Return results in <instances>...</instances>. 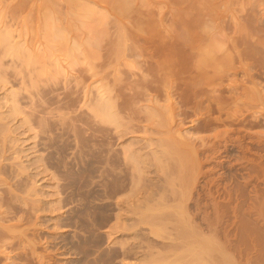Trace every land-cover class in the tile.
<instances>
[{
    "label": "bare ground",
    "instance_id": "obj_1",
    "mask_svg": "<svg viewBox=\"0 0 264 264\" xmlns=\"http://www.w3.org/2000/svg\"><path fill=\"white\" fill-rule=\"evenodd\" d=\"M21 1L23 2V0ZM26 1H28L27 3L32 1V5L23 2L25 4L22 7L21 4L23 3L21 2L19 9L22 12L25 11L23 9L25 6L27 8L30 6V12L27 11L28 15H24V17L31 15L30 19L36 17L39 18V21H43V23L39 22V25L40 23L41 26L43 24V28L36 26L38 30L41 27V32L45 31L43 32L44 35L39 33L43 38L48 34L46 32L50 30L48 27L53 25V28L51 27L52 31H50L53 32L54 37H51V39L60 43L58 42L57 50L56 48L52 49L54 42L49 44L48 40L49 42L51 40L50 37L47 39V36L46 41L44 40L45 43L39 41L41 46L43 44V49L42 47H35V49L33 45V48L30 47L33 42L31 40L28 42L22 40L25 43L27 42L28 45L30 44L26 47V44L20 42V40L14 42L12 32L14 29L11 30L10 27L13 26V21L17 22L19 16L21 17L19 15L17 18V11H15L19 4L14 3L16 5L15 9H12L13 6L11 7L9 4L7 6L11 9L0 6V26L2 27H0V264H30L31 261L39 264L44 261L45 257L50 256L45 254L46 251L43 253L38 251L36 238L39 235L36 233L35 227H32L35 223L34 220L37 218L38 213L41 214V211H58L59 213L55 219L58 227L62 229L55 238L57 242L51 246L52 251L61 250L62 253L72 256L77 262L93 259L88 264H96L95 261L98 259L99 253L101 254V249L98 245L93 244L91 246L87 240L96 242L100 237L99 222L105 213L104 208L106 210L111 207L118 208V206L126 204L128 212L139 214L143 206L141 199L146 202L144 214L141 216L139 214L137 220L155 226L143 230L147 231L146 229H148L149 232L156 230V236L160 237L163 242L162 244L158 242L160 245L183 250L180 251L183 254L178 252L183 258L179 257L180 260L171 259L172 263L175 261L174 264H264V257L262 258L264 255V250H262L264 246V193L262 192L264 191L260 187H256V185L258 186L257 183H260L254 182L256 178L255 180L251 179L252 175L253 177L257 175L258 178L259 174H264L263 161H260L262 154L258 151L255 152L261 156L253 154L250 148H256V146L251 147L252 144L245 146V143L242 142L249 138L248 142H244H255L259 145L260 150L264 148V141L262 142V138L260 139L262 135L260 132L259 135L256 132L258 130H255L256 133L254 132L258 136H255L254 141L250 140V137H253L249 135L251 133L249 131L254 130L252 128L257 125L256 123L260 117L263 120L264 117L261 115L263 113L258 111L260 109L258 104H255L254 107H258L257 111L261 113H259L261 116L255 112L257 117L254 114L255 121H253L256 123L251 124L253 127L247 128L246 125H243V121L250 124L248 121H251L254 117L250 115L251 119H248L251 110L248 116L244 112V105L246 104L243 102L244 98L246 100V97H244L245 91L250 89L247 88L246 83H243L244 81H241L242 79L237 78L241 71L237 73L236 78H228L230 74L232 76V72L229 73L228 71L231 68H233V71L235 70L233 73L236 74V71L244 69L238 68L244 67V65L247 68L249 66L244 59L249 60L248 56L245 57L248 47L243 43L247 48H241L243 40H240L239 37L236 40L232 35V37L218 38L214 35L191 34L184 38V41L182 39L181 42L180 39L178 40L180 44L183 45L184 43L185 46H183L186 47L183 51L181 50L183 48L180 49L178 43L175 42V38L167 39L160 35L159 37H153L155 36L153 35L149 38L144 37V41V38L140 39V42L141 40L145 42V45L142 44L143 46H137L138 43L140 45L139 41L136 46L134 43L135 47L132 45L134 49H130L134 53L132 54V51L131 54H128L130 50L126 48H129L133 39L130 40L131 44L126 47V43L129 44L128 37L114 36V34L110 36L107 35V31H103L107 32L106 34L103 33L102 29L100 33L95 32V36L94 33L89 36L91 31L87 35L88 31L86 28L85 31L84 27L87 25L94 26L96 23L101 24L104 21L107 27V19H113L114 22L119 19L120 14L130 16L138 6L144 5L146 0H41L39 2L41 5L46 1L49 3V5L47 4L49 7L45 4L40 5L41 7L45 5L44 8L47 7L45 11L40 6H36L37 0ZM34 1L37 2L34 3L38 7L37 9L33 6ZM156 1L162 2L161 0ZM176 1L180 9L179 12H175H178L179 17H186L187 21L192 22L194 26L203 25L209 21L210 18L207 16L209 15L210 0ZM149 2H152L150 4H157L155 0H148ZM233 2L234 0L230 2V6ZM59 5L60 7L63 6V9L60 8L61 11L57 8ZM34 7L38 11H35L37 15L33 12ZM131 7L134 8L133 11H131ZM101 9L105 11L103 12ZM185 9H187V13H184L186 12ZM181 10L184 12L182 13ZM138 11L132 16L136 17L139 14ZM22 12H19V14ZM144 13L149 16L151 11L147 10ZM175 14L172 13L174 19L177 16ZM233 14L232 16L235 19V14ZM60 16H63L65 20ZM149 17L153 16L150 15ZM23 18L20 19L23 21ZM55 18L58 20L57 22L66 21L67 26L70 22L69 27L72 32H74L73 29L77 32L81 30V33L84 30L85 36L83 38L81 36L82 39H79V35L76 34L74 38L73 34L70 33L73 38L71 39L69 36V40H72V42L70 41L69 44L67 42V45L64 42V40L66 41L64 36L67 33L69 34V27H63L67 32L62 35L59 30L62 28V23H60V27L54 25ZM32 19L29 22L31 21L33 24L34 19ZM100 24L99 27L102 26ZM90 28V30L93 29ZM35 33L37 34V32ZM67 37L68 35H66ZM237 41L240 42L241 46ZM257 43L262 45V40ZM249 54L247 52V55ZM134 55L140 56L142 60H137L136 56V59H133ZM129 56L133 57L132 60L127 58ZM235 58L240 66L236 65ZM226 60H228V62H225V66H228L227 69L222 64ZM64 61L67 64H64ZM187 62L190 65L189 63L186 64ZM243 62L244 65H242ZM231 64L233 66H230ZM68 68L71 69L69 72L67 71ZM181 70L183 72L180 73ZM248 71L246 74L251 73V71ZM179 73L180 76L178 77ZM182 73H185L186 76ZM180 77L185 78L184 84L181 82L182 80L179 81ZM226 77L227 80L231 79L229 85L235 79L236 81L239 80L242 85L237 82L239 86L238 88L237 85L235 86L236 91H231L232 88L229 87L230 93L226 91L228 83H225L226 80L223 82ZM176 78L184 86L187 82L188 85L191 83V87L186 85L189 88H192L193 81L196 83L202 81L201 87L203 84L205 86L207 84L208 86L215 85V88H217L216 85L220 88L221 84L225 83L223 85L226 86L227 84L225 89L226 93L228 92L227 95L224 90L223 93L220 91L222 88L216 90L211 87L216 90V93L219 90L222 95L225 93L226 96H231L230 99L232 100L236 96L232 97V92H238L239 95L236 96L235 102L230 100L235 105L231 103L229 105L228 103V109L224 104V106H221L219 102L216 108H223L216 109L218 113L214 114V116L217 114L215 118L213 116L216 111L215 102L213 103L214 109L212 107L213 111L210 110L211 106L208 105V110L212 111L211 115L209 114L211 112H206L207 99V101L205 99L200 100L201 103L203 100L207 102L205 104L204 101L203 105L205 106L203 109V105L200 106V111L196 110L195 112V109L199 107L196 105L199 101L192 104L193 106H191L194 107V112L198 116L196 117L198 123H200L197 124L194 121L198 125L196 130L201 131L200 128H202V131L210 132L207 135V132H203L205 135H201V131L199 135L195 133V136H191V138H184L178 132L181 123L178 122L177 118L180 115L183 116L182 114L185 116L187 108L190 107L189 105L185 108V105L186 110L182 108L184 103L187 104L188 98L185 92L189 88L186 89L185 87V91L181 90L182 88L178 86L179 82L176 83L178 87L175 86ZM230 82L232 83L230 84ZM233 84L235 85V83ZM232 85L231 87H233ZM225 86L221 87L225 88ZM179 87L181 89L178 90ZM235 88L233 87V89ZM252 90L248 92L252 93ZM203 91L205 90L203 89ZM206 91L205 93H207ZM248 92L247 94L250 95ZM253 94L252 97L255 96V99L256 96H259V93L258 95L257 93ZM210 95L212 97V94ZM219 96L218 100L224 101L226 96L223 99L221 95ZM178 97L187 100L183 102ZM214 99L215 97L213 101ZM248 100L251 102V99ZM227 101L225 100L224 103L227 104ZM258 101L256 100V102ZM232 105L236 106L233 110L235 119L231 118L233 121H230L228 118L231 116V107L229 106ZM224 107L227 111L222 112ZM248 107L251 108L250 104ZM256 108H254V111ZM204 109H206L205 112L209 116H203V118L207 117L203 120L200 116L203 115ZM198 112L201 113L200 116ZM258 115L260 117L257 120ZM184 116L180 117L182 121L185 119ZM208 117L211 119L209 120ZM263 120L261 119V121ZM225 124H228L227 127L233 125L235 128L224 129L222 125ZM242 126L245 129H251L247 132L245 129L243 130ZM147 131L150 138L135 140L134 134ZM211 132L213 133L211 134ZM247 136L248 138H246ZM103 140L108 142L106 143L107 146L110 144L107 151L111 154V157L116 155L120 161L122 170L125 172L124 178L119 177L114 168H107V165L101 166L97 161L93 162L91 160V157L96 154L99 155L101 145L103 147L101 143ZM116 140L119 144L114 149V147L112 148V142ZM244 146L245 149L250 146L248 152L252 153V158L244 150ZM147 147H154V151L160 153L158 158L160 163H157L156 166L158 167L157 170L165 175V183L160 186L157 195L152 192L151 184L142 181L140 178L141 164L144 161L141 151ZM231 148H235V150L239 148L238 151L236 150L237 153L241 149L247 152H245V155L244 151L241 150L240 152L243 154H238V156L240 154L241 156L245 155L242 158L239 156V159L243 160H237L236 162V159H234L236 163L239 162L237 167L240 165L241 171L242 167H245V171L242 172L248 173L245 174L246 176L244 175L246 179L250 178L251 181L254 180L252 182L256 183L254 194L250 195V200L248 199L249 202L247 199H243L244 196L241 198L240 194L236 199L238 192H235V196H231L232 193H230L231 199L236 200L233 207H230L232 200L229 203L230 198L227 196L229 192L226 191L228 189L226 185L222 186V188H225L223 191L226 194L220 193L222 195L220 196L222 198L225 196L228 201L225 198V201L223 199L221 201V197L219 198V185L216 187L218 192H215V188L213 189L214 192L211 190L213 188L212 184L215 186L217 175H220L218 174L220 172L216 173L217 175H212V171L220 168L221 162L229 157L227 153ZM247 154L250 155V159H248ZM256 155L257 157L260 156L259 159L251 160ZM220 158L223 160H220ZM212 161L213 163L216 162L214 165L219 166L218 169H215L213 165L211 167ZM205 162L206 164L211 163L206 166L204 164L207 170L203 166ZM233 162L232 159L230 163ZM235 162L232 164L233 167H236L234 166V164L236 165ZM240 162L243 164L242 167ZM225 163H223V166L225 165L226 170ZM230 163L227 164L228 168L232 167ZM222 171L225 172L224 169ZM251 171L256 173H254L255 176ZM222 174L224 175V173ZM209 175H212L213 181L210 180L211 177L208 179ZM247 175H249L248 178ZM220 176L218 178H221ZM200 178H207L205 180L208 181L199 182ZM261 179L258 178L262 182L263 176ZM40 180L45 184L47 183L45 186L48 189L45 190L46 193L44 194L37 188L41 186L38 184ZM217 181V183H220L219 180ZM248 182L245 183L248 184ZM81 187L82 193L79 191ZM199 187L200 189H198ZM214 193L218 196L215 197ZM42 198L43 200L46 198V200L43 201ZM244 202H246L245 205ZM247 203L249 204L246 205ZM115 217L118 218L117 213H115ZM52 219L54 220V218ZM118 226L119 223L115 222L110 228L116 229ZM162 229H166L164 230L165 235L167 231L168 236L160 235L163 232ZM233 229H235V233H240L239 235L234 233L238 237L236 239L233 236L234 240L236 239L235 242L231 238ZM157 230L160 234L157 233ZM250 232H253V240L256 239V241L251 244L252 246L247 247L248 251L247 248H244L243 243V247L239 246H241V241H248L246 239L247 236L251 235ZM252 235L250 238H252ZM89 236L90 238L87 239ZM258 241L261 242L260 245L256 244ZM247 243L245 245L249 246L250 242ZM113 244L114 251L126 257L130 254L146 252V248L151 243L147 237H143L137 244H129L126 241L121 242L119 246L116 241ZM21 253L26 257L27 262H29L28 259L31 261L29 263L22 262L19 258Z\"/></svg>",
    "mask_w": 264,
    "mask_h": 264
},
{
    "label": "rangeland",
    "instance_id": "obj_2",
    "mask_svg": "<svg viewBox=\"0 0 264 264\" xmlns=\"http://www.w3.org/2000/svg\"><path fill=\"white\" fill-rule=\"evenodd\" d=\"M3 1V2H2ZM4 1H6L7 3L5 4V2ZM30 1V0H29ZM41 0H37V2L39 3ZM162 2H157L156 0H155V2H157V4L155 3H153V4H150V3H152V2H149L148 3V0H146V2L144 3V5H142V6H138L137 7V9H135V11H133L134 10V8L133 7H135V6H133V7H131L132 8V10L131 11H133L134 13L135 12H137L138 11V8H139V16L138 15H136V17H133L132 15L134 14L133 12H131V13H133L132 15H125V14H120V16L122 17H120V16H118V18L119 19H117V20H115L114 22H113V19H107L108 20V25H107V27H106V25H105V21L104 22H102L100 25H102V26H100L99 27V24L98 23H96L94 26L93 25H87L86 27H84V30H85V28H86V30L88 31V33H86L87 35L89 34V32H90V35L89 36H92V34L94 33V36H95V32H101V29H102V32L103 31H107L108 32V34L107 35H110V36H113V34H114V36H120L121 37V35H122V37H125V38H127V41H129V44H127L126 43V47L128 46V45H130L131 44V42H132V44L129 46V48L127 47L126 49H134V47L136 46V43H138V41L140 42V39L142 38H146V36L149 38V36L151 37V36H153V35H155V36H153V37H159V35L160 36H163V38L165 37V38H167V39H173V38H175L174 40H175V42L176 43H178V45H179V47H180V49H181V47L183 48V49H181V50H183L184 51V49L186 48V47H184L185 45H184V43H183V45L182 44H180V42H181V39H182V41H184V38H187L188 36H190L191 34L193 35V34H195V35H203V36H207V35H214V36H218V38L220 37V38H225V37H234V38H236V40L238 39V37L240 38V40L242 39L243 40V42H241L242 44V46L240 45V42H238V44H239V46H241V48L243 47V49H244V47L245 48H247V50H246V54H245V57L246 56H248V59L249 60H247V58H244L245 59V61H247V63H248V68L244 65L245 63L243 62V64L242 65H244V67H241V68H238V69H242V68H244V69H242V70H238V71H236V74L239 72V71H243V72H245V73H243L242 72V75H241V72H239V76H238V74L236 75L235 73H233L234 71L232 70L233 68H231L230 70H228L229 71V73H231L232 72V76H230L229 75V77L228 78H230V77H232L231 79H233V78H236L237 76V78L238 79H242L241 81H244L243 83H246L247 85H248V87L247 88H249L250 90H252V89H254V90H256L255 92H253L254 90H252V93L251 92H248V91H250V90H248L245 86V84H243V85H245L244 86V88H246L247 89V91H245V95H244V97H246V100H245V98H244V103H246L245 105H244V112L247 114V116H248V114H249V111H250V114H249V116H248V119H251V116L250 115H253L254 117L252 118V122L251 121H248V119H247V117H246V120L248 121V122H250V124L249 123H245L246 121H243L244 122V124L243 125H246V127L247 128H249V127H253V125H251V124H253V122L255 121V115H256V117H257V114L256 113H260V112H258V111H261L263 114H261L262 115V117H264V60H262V59H264V51H263V48H264V0H234V2H233V4H232V6H230V2L231 1H233V0H210V5H209V7H208V12H209V15L207 16L208 18H210L209 19V21L207 22V23H205V24H203V25H198V26H194V24L192 23V22H190V21H187V19H186V17H184V18H182V17H179L178 15H177V13L179 12V9H180V7L178 6V4L176 3L177 1L176 0H161ZM22 2V1H21ZM21 2H20V0H1L0 1V6L1 7H5L6 6V8L7 7H9V6H13L12 7V9H15V6L17 5V4H19V5H17L18 6V8L16 7V10L15 11H17V18H18V16L19 15H21V17L19 16V18H18V20H17V22L16 21H13V26H11L10 27V29L11 30H13L14 29V31H12L13 32V39H14V42H19V40H20V42L22 41V40H25V41H30L31 40V42L33 41L34 42V44H33V42L31 43V46H30V44L28 45L27 44V42L25 43V41H22V42H24L26 45H25V47L26 46H30V47H32V45L34 46V48L36 47H42L43 46V44H42V46H41V43L42 42H44L45 43V41H46V36H47V39L49 38L50 40H51V42H49V40H48V43L49 44H52V42H54V40L53 39H51V37H54L53 36V32H51L52 31V26H49L48 28H50V30H49V32L47 31L46 33H48L47 35H45V38H43V36H41V35H44L43 34V32H45V31H43V32H41V27L43 28V24H42V26H41V23H43V21L41 22V21H39V18H31L32 20H33V24H32V22L30 21L29 22V20H31L30 19V16H28V17H24V15H28L27 14V11H29L30 10V6L27 8L26 6H25V8H27V9H25V8H23L24 10V12H22V10L20 11V9H19V7H20V4H21ZM23 2H25V3H27L28 1H26V0H23ZM22 2V3H23ZM32 2V1H31ZM27 3L28 5H32V3ZM36 1H34L33 2V6H35V4L37 3ZM3 3V4H2ZM14 3H16V5L14 4ZM25 3H23V4H21V6L23 7L24 6V4ZM35 3V4H34ZM36 4V6H40L41 5V3H39V4ZM43 3V2H42ZM7 4H9V6H7ZM26 4V5H27ZM43 4H45V5H49V3L46 1V3L44 2ZM42 4V5H43ZM27 5V6H28ZM41 5V6H42ZM44 5V6H45ZM47 5V6H48ZM60 5H62V4H60ZM60 5L57 7V8H61L62 7V9H63V6H61L60 7ZM35 6V7H36ZM40 6V7H41ZM44 6L43 7H41V8H43L42 10L43 11H45L46 9H47V7H45L44 8ZM131 6V5H130ZM0 7V8H1ZM11 7H9V8H7V9H11ZM22 7H21V9H22ZM35 7H34V11L33 12H38L37 10H35ZM49 7V6H48ZM38 7H36V9H37ZM232 8H233V10H232ZM62 9H60V11L62 10ZM127 9H129V8H127ZM19 10V11H18ZM137 10V11H136ZM147 10H150L151 11V14H149V16L151 15V16H153V17H149L147 14L145 15V11H147ZM186 10V12H184L183 10H181L182 11V13L184 12V13H187V9H185ZM101 11H105V10H102L101 9ZM141 11V12H140ZM175 11H178V12H175ZM19 12H22V13H20L19 14ZM30 12V11H29ZM35 12V13H36ZM47 12H48V10H47ZM235 14V19L233 18V16H232V14L233 13ZM26 13V14H25ZM34 13V14H35ZM42 13V12H41ZM143 13V14H142ZM171 13V15H169ZM172 13H176L175 14V16H176V18L174 19V17L172 16ZM181 13V14H182ZM136 14V13H135ZM233 14V15H234ZM35 15H37V13L35 14ZM50 15V14H49ZM52 15V14H51ZM125 15V16H124ZM174 15V14H173ZM24 18H23V17ZM53 16H54V14H53ZM138 16V17H137ZM148 16V17H147ZM55 17V16H54ZM61 17V16H60ZM170 17H173V18H170ZM20 18H23V21H22V19H20ZM27 18H29V19H27ZM63 20H65L64 19V17L62 16L61 17ZM56 19V18H55ZM58 19H60V18H58ZM121 19V20H120ZM15 20H16V18H15ZM59 21V22H57L58 20L56 19V22H54L55 24L54 25H57L58 27H60L61 26V24L60 23H62V28L61 29H59L60 31H61V34L62 35H65L66 34V32H67V30H66V32H65V29L63 28V27H66L67 25V22L66 21ZM106 20V21H107ZM236 22V24H235V22ZM16 22V23H15ZM24 22V23H23ZM37 22V23H36ZM39 22H41L40 23V25H39ZM50 22H53V21H50ZM28 23V24H27ZM60 25H59V24ZM15 24V25H14ZM30 24V25H29ZM64 24V25H63ZM68 24H69V26H70V22H68ZM103 24H104V26H103ZM1 25V24H0ZM51 25V24H50ZM96 25H97V27L99 28H97L96 27ZM36 26H41L40 27V31L38 30V28L36 27ZM69 26H67V27H69ZM89 26V27H88ZM1 27V26H0ZM32 27V28H31ZM52 27V28H51ZM90 27H92L93 29L92 30H95L94 32L92 31V30H90L91 28ZM2 28V27H1ZM37 28V29H36ZM57 28V27H56ZM94 28H96V29H94ZM119 28V29H118ZM10 29H8V30H10ZM67 29V28H66ZM73 29V28H72ZM89 29V30H88ZM106 29V30H105ZM64 30V31H63ZM83 30V29H82ZM82 31L83 33H81V30L80 31H75L74 29H73V31L74 32H72L71 31V28L69 27V34L67 33L66 35H68V41H67V38H66V35L64 36V39H66V41L64 40V42L67 44V42H68V44L70 43V41L72 42V40H69V36L71 37V35L73 34V37L75 38V36H76V34L77 35H79L78 37H79V39L81 38V36H82V38H83V36H85V31ZM119 30V31H118ZM9 32H11V31H9ZM11 32V33H12ZM35 32H37V34H38V36H37V34L35 33ZM64 32V33H63ZM77 32V33H76ZM106 32V33H107ZM123 32V33H122ZM33 33H34V35H33ZM39 33H42L41 35H39ZM70 33H72V34H70ZM79 33V34H78ZM80 33H81V35H80ZM103 33H105V32H103ZM105 33V34H106ZM110 33V34H109ZM116 33V34H115ZM120 35H119V34ZM50 34H52V35H50ZM75 34V35H74ZM83 34V35H82ZM102 34V33H101ZM112 34V35H111ZM98 35V34H97ZM126 35V36H125ZM158 35V36H157ZM232 35V36H231ZM36 36V37H35ZM40 36V37H39ZM29 37H30V39H29ZM33 39H32V38ZM38 37V38H37ZM73 37H71V39L73 38ZM81 38V39H82ZM135 38H137L135 41H133ZM145 38L143 39V41L145 40ZM36 39V40H35ZM133 39V40H132ZM177 39V40H176ZM180 39V40H179ZM16 40V41H15ZM45 40V41H44ZM130 40H132L131 42H130ZM180 42H179V41ZM262 40V45H260L261 43H257L258 41H261ZM39 41L41 42V43H39ZM178 41V42H177ZM245 41V42H244ZM37 42V43H36ZM59 41H55L54 42V44H53V46L52 45H49V46H52V49H55L58 45H59V43H58ZM141 42H142V40H141ZM140 42V45H138L137 44V46H143V45H145V42H142L141 43ZM39 43V44H38ZM134 43H135V46H134ZM243 43H245V45L247 46H244V44ZM57 44V45H56ZM67 44V45H68ZM143 44V45H142ZM55 45V46H54ZM134 47H133V46ZM181 45V46H180ZM44 47V46H43ZM43 47H42V49H43ZM130 47H133V48H130ZM263 47V48H262ZM33 48V47H32ZM35 48V49H36ZM262 48V49H261ZM57 50H58V48H56ZM250 49V50H249ZM128 50V51H129ZM136 50V49H135ZM138 50V49H137ZM249 50V51H248ZM133 50H130L129 52H128V54H131V52H132ZM247 52H248V54H249V52H250V54L249 55H247ZM252 52V53H251ZM59 53V52H58ZM60 53H61V51H60ZM134 53V51L132 52V54ZM184 53V52H183ZM135 56L136 55H134L133 57H131V56H129V57H127V58H129V60L131 59L132 60V58L133 59H136L135 58ZM250 56H252L251 58H250ZM137 57V60H142V58L140 57H138V56H136ZM188 59H190V58H188ZM223 60V59H222ZM259 60H261L260 62H259ZM191 62V61H190ZM225 62H228V60H226V61H224V63H222V64H224L223 66H225ZM235 62H236V65H238V66H240L239 64H237L238 62H237V60H236V58H235ZM234 62V63H235ZM263 62V63H262ZM64 64H67L65 61L63 62ZM189 62H187L186 64H188ZM247 63H246V65H247ZM189 65H190V63H189ZM227 65H228V63H227ZM235 64H234V66H236ZM230 66H233L232 64L230 65ZM229 66V67H230ZM224 68V67H223ZM225 68L227 69L228 68V66H225ZM236 69H237V67H235ZM234 68V69H235ZM246 68V69H245ZM184 69V68H183ZM71 69H69L68 68V72L70 71ZM232 70V71H231ZM249 70V71H251V73L248 75V74H246L247 73V71ZM186 71H187V69H186ZM181 72H183L182 70L180 71V73ZM71 73H72V71H71ZM180 73H179V75H178V77L180 76ZM187 73V72H186ZM183 75H185V73H182ZM188 74H189V71H188V73L186 74L187 75V77H188ZM233 74H235V75H233ZM183 75H181V76H183ZM185 75V76H186ZM234 76V77H233ZM252 78V79H251ZM231 79H229V80H227V77H226V79H224V81L223 82H225V80H226V82L225 83H228V86H227V84H226V86H227V89H226V86L225 85H223V84H225V83H223V84H221V86H225V88H223V87H221L220 86V88H222V89H220L217 85H216V87L217 88H215V85H211L212 87H214L216 90L219 88L220 89V91L222 92L223 90H224V92L226 93V91H229L230 92V88H232V90L231 91H233V90H237V88H238V83L237 82H239V80L238 81H236V79L235 80H232V82L233 83H235V85L232 83V82H230V84L235 88V86L237 85V88H235V89H233V87H231V85H229V81H231ZM176 82H175V86H177V82H179V81H181L183 84H184V80H185V78L183 77V79H182V77H180V80L179 79H177L176 78ZM179 80V81H178ZM235 81V82H234ZM201 82L202 81H198L197 83L196 82H194L193 81V85L196 83V85L195 86H193L192 85V88H189V87H187L186 85H188L187 83H186V81H185V86L182 84V83H180L179 82V84H181V85H179L178 84V86H180L179 88H177L178 90L179 89H181V90H184V88L186 87V89L187 88H189V89H187L186 91L187 92H185V94H187V98H188V100L187 99H181V97H178V99H181V101L183 100V102L184 101H186L187 100V104L186 103H184V105H183V107L182 108H184V106H185V108L186 107H188L189 105H190V107H188L187 108V111H186V114H185V116H184V114H182L183 116H184V118L185 119H183V121H182V117L183 116H179V118H177V120H178V122L179 123H181V125L179 126V134L180 135H183L182 137H184V138H191V136H195V133H196V135H199L200 133H201V131L203 130L202 128H200L201 129V131H197L196 130V126L198 127V125H196V123L195 122H197V124H200V123H198V120H197V118L196 117H198L197 116V114L195 113L196 112V110L197 111H200L201 110V107H202V105H203V103H204V101H205V104L207 105L206 106V109H207V111H206V109H204L203 110V115H201V113L199 114V112H198V115L201 117V118H203V116H209V114L211 115L212 114V111H213V109H214V107H215V110L217 109L216 107H218V104H219V102H220V104H221V106L224 104L225 106H226V108L228 109V103H229V105H231V104H233V102H235V99L238 97L237 95H239L238 94V92H232V97H234L235 95L237 96H235V98H233L234 100H232V99H230L231 98V96H230V93L228 94L230 97H228V96H226L227 95V93H226V95H225V93L222 95V93H220L219 92V90L217 91V93H218V95H216L217 93H216V90L214 89V88H212L211 86H208L207 84H206V86H208V88H206V86H205V84H203V89L207 92V93H205V91H203V89H202V87H201ZM177 83V84H176ZM198 83H200V84H198ZM203 83V82H202ZM190 85H188V86H190L191 87V83H189ZM197 84H198V86H197ZM239 84H241L242 85V83L241 82H239ZM200 85V86H199ZM177 86V87H178ZM205 87V88H204ZM209 87H210V89H209ZM230 87V88H229ZM251 87V88H250ZM174 88H176V87H174ZM211 89H213V90H211ZM225 89H226V91H225ZM229 89V90H228ZM208 90H210V91H208ZM185 91V90H184ZM184 91H182V93H184ZM239 91V90H238ZM259 91V92H258ZM247 92L248 93H250V95L249 94H247ZM215 93V94H214ZM220 93V94H219ZM233 93H235L234 95H233ZM253 93H257V95H258V93H259V96L260 97H262L261 98V100H260V97L258 96H256V99L254 98V97H252V94ZM185 94H184V96H185ZM206 94H207V96H206ZM209 94V95H208ZM210 94H212V97H211V95ZM261 94H262V96H261ZM219 95H221V97H222V99L224 98V96H226L225 97V99H224V101L226 100L227 101V99H228V101H227V104H226V102L224 103V101L222 100V102L220 101L221 99H219L218 100V98H220V96ZM247 95V96H246ZM254 95V94H253ZM215 97V99H217L216 101H215V99H214V101H213V98ZM216 96H217V98H216ZM186 97V96H185ZM205 97H208V98H205ZM212 99H211V98ZM211 100H210V99ZM243 98V97H242ZM253 98V99H252ZM257 98H259V99H257ZM178 99H176L177 101H178ZM202 99H205V100H203V102L201 103V101H202ZM248 99H251V102L248 100ZM201 100V101H200ZM230 100H232V101H230ZM254 100V102H252ZM256 100H259L258 102H256ZM200 103H199V102ZM209 101H213L212 103H210ZM218 101V102H217ZM261 101H262V104H261ZM196 102H198L196 105L197 106H201L200 108L199 107H197V109H195V112H194V107H192L193 105L192 104H195ZM216 103V104H214V107H213V103ZM190 103V104H189ZM231 103V104H230ZM254 103V104H253ZM180 104V103H179ZM183 104V103H182ZM201 104V105H200ZM250 104V106H251V108H249L248 107V105ZM257 105L258 104V106H259V108L260 109H258V107L256 108V107H254V105ZM259 104H261V105H259ZM192 105V106H191ZM196 105H195V108H196ZM208 105H209V107H210V110L212 109V107H213V109H212V111H210V110H208L209 109V107H208ZM223 105V106H224ZM233 105H235V104H233ZM229 106V107H231L230 108V112H231V116H230V118H228V119H230V121H233V119H235V112L233 111L234 110V108H236V106ZM204 106L205 105H203V107H202V109L204 108ZM245 106H247L246 107V109H245ZM253 107V108H252ZM184 108V109H185ZM193 108V109H192ZM221 108H223V107H220V108H218L219 110L221 109ZM225 107H224V111H222V112H225V110L227 111V109H226ZM249 108V109H248ZM254 108H256V110L254 111ZM217 109V110H218ZM252 109H253V111H252ZM257 109H258V111H257ZM186 110V109H185ZM216 110V111H217ZM247 110V111H246ZM211 112V113H209V114H207L206 112ZM214 112L213 113V116H214V114L215 113H218V111L217 112ZM229 112V113H230ZM233 112V113H232ZM253 112V113H252ZM256 112V113H255ZM185 113V112H184ZM252 113V114H251ZM205 114V115H204ZM245 114V115H246ZM255 114V115H254ZM259 114V115H260ZM234 115V116H233ZM258 115V118H256L257 120L259 119V117L261 116H259ZM217 116V114L214 116V118ZM233 116V117H232ZM181 117V118H180ZM210 117H212V116H210ZM207 118V117H206ZM206 118H203V120L204 119H206ZM213 118V119H214ZM231 118H233L232 120H231ZM194 119V120H193ZM208 119L210 120L211 118H209L208 117ZM261 119L263 120V118H261L260 117V119H259V121L256 123V122H254V123H256L257 125H255L252 129H254L253 131L252 130H250V129H245V127H243V130L245 129L247 132H248V130H250L249 132H255V130H258V131H256L257 132V134L260 132V134L262 135H260L261 137H260V139L262 138V142L264 141V120L263 121H261ZM191 120H192V122H191ZM254 120V121H253ZM183 123H182V122ZM195 121V122H194ZM229 121V120H228ZM261 121V122H260ZM228 124H229V122H227ZM261 123H263V124H261ZM227 124V125H228ZM259 124H261V125H259ZM227 125L225 124V125H222L223 126V128L224 129H230L231 127H233V125H231V126H228L227 127ZM221 126V127H222ZM200 127V126H199ZM233 128H235V126L233 127ZM199 129V128H198ZM199 129V130H200ZM217 129H219V128H217ZM221 129V128H220ZM177 132V133H178ZM181 132V133H180ZM203 132L204 131H202V134L201 135H205V134H203ZM207 132V133H206ZM206 132H204V133H206V135L207 134H209V132L208 131H206ZM255 132V133H256ZM213 132H211V134H212ZM249 134L250 136L252 135V137L253 138H251L250 137V140L252 139V141H254L256 138H255V136H257V135H255V133L253 134ZM135 135V140H137V139H146V138H150V135H149V132L147 131V132H145V133H141V134H134ZM248 135V136H249ZM259 135V134H258ZM248 136L246 137V138H248ZM20 137V136H19ZM152 137H154V136H152ZM151 137V138H152ZM258 137V136H257ZM245 138V139H246ZM249 139V138H248ZM248 139H246V140H244V138H243V140L244 141H246V142H248L247 140ZM249 140V141H250ZM124 141V140H123ZM244 141H242L243 143H245V146H247V144L248 145H250V144H252L251 145V147H253V145H255L256 146V148H257V146H258V150L254 147V148H250V146L248 147V149L253 153V154H259V153H256L255 151H258V152H260V154H262V156H261V159H260V161L262 162V167H263V169H264V159L262 160V158H264V156H263V153H264V144L263 145H260V146H263L262 148L263 149H261L260 150V147H259V145H257L255 142V144L254 143H246V142H244ZM251 141V142H252ZM101 143L103 144V147H102V145H101V150L99 151V155H95V156H93V157H91V160L93 161V162H95V161H97L98 162V164L100 163L101 164V166H103V165H107V168H114L115 169V171H117V173H118V175H119V177H121V178H124V176H125V172L122 170V165L120 164V161L118 160V158L116 157V155H113L112 157H111V154L110 153H108V151H107V149H109L110 148V144H109V146H107L106 145V143H108V142H106V140H103V141H101ZM113 144H112V148L114 147V149H115V147H117V145L119 144V142H118V140H116V141H113L112 142ZM264 143V142H263ZM244 145V144H243ZM106 146V147H105ZM244 146V150H246L247 152H248V149H245L246 147ZM237 148V147H236ZM155 150V148L154 147H147L146 149H143L142 151H141V153L143 154V163L141 164L142 165V168L140 169V178H141V180L142 181H144V182H146V183H150L151 184V190H152V192L154 193V194H158L159 192V190H160V186L161 185H163L164 183H165V181H164V179H165V175L163 174V173H161V172H159L158 170H157V163L159 164L160 162H159V160H158V158H159V156H160V153L159 152H156V151H154ZM237 150V149H236ZM235 150V148H231V149H229V151H228V153H227V155L229 156V157H227V159H224V161L223 162H221L222 164L221 165H219L220 166V168H219V166L217 167L216 165H214V163H216V162H214L213 163V161L211 162V163H213V164H211L210 162H208V164H206V162L205 163H203V166H204V164H205V166L206 165H209V163L211 164V167H212V165L214 166V168L215 169H218V170H220V171H218V170H214L215 171V174H214V171H212V175H217L216 173H218V172H220V173H218V174H222V173H224V175H225V173H226V175L224 176L223 174L220 176L221 178H218L219 176L217 175V179L215 180L216 181V183L218 182L217 180H219V182L220 183H215V186L212 184V186H213V188L212 187H210V188H212L211 190H213L214 188L216 189V187H218L217 185H219V187H220V189L222 190H218V188L215 190V192H218V191H220L219 192V198L222 196L220 193H223L224 195L226 194V192L225 191H223V190H225V188L223 189L222 188V186H224V185H226V187L228 188V189H230V190H228L227 188V192H229L228 193V195L227 196H229V198H230V200H229V203H231L230 201L232 200L231 199V196H235V192H238V195L236 196V199H238V196H239V194H240V196H241V198H242V196H244L243 197V199H249L251 196L250 195H253L254 194V191H255V188L256 187H260V189L262 190V191H264V174L263 173H261L262 171H261V168H260V173L261 174H263L262 176H263V181L261 182V181H259L258 180V178L259 179H261L262 178V176H260L259 177V175H261V174H259L258 175V178L255 176V174L251 171V173L252 174H254V176L255 177H253V175H252V177H251V179H254L255 180V178H256V180L254 181V180H252V181H254V182H260V183H257L258 184V186L256 185V187H255V184L256 183H254V182H252L251 180H250V178L247 180L246 179V175L245 174H248V173H246V172H242V171H245V167L243 168L242 166H243V164L241 165V167H242V171H241V168H239L240 167V165H239V167H237L238 165L237 164H239V162L238 163H236L237 162V160L239 161V160H243V159H241L242 158V156L243 157H245V155H246V151H244L243 149H241L242 151H244L243 153L245 154V155H242L241 156V154H243L242 152H238L237 153V151L239 150V148H238V150L236 151ZM250 151L248 152L250 155L252 154V153H250ZM246 152V153H245ZM255 152V153H254ZM239 153H241L239 156L241 157L240 159H239V156H238V154ZM249 154H247V156H248V159H250V155ZM257 155L256 156H253L254 158L253 159H251V160H254V159H259V157L260 156H258L257 157ZM247 156H246V158H247ZM222 157V156H221ZM237 157H238V159H237ZM257 157V158H256ZM236 159V162H235V159ZM251 158H252V155H251ZM229 159H231L230 161L232 162V159H233V161L236 163V165L234 164V166H236V167H233V163L231 164L230 163V161H229ZM218 160V159H217ZM220 160H223V159H221L220 158ZM225 160H226V163H225ZM216 161V160H215ZM227 161H229V162H227ZM255 161V160H254ZM259 161V160H258ZM218 162V161H217ZM261 162H260V164H261ZM223 163H225L226 164V170H225V165L223 166ZM228 163H230L229 165L230 166H232L231 168H230V170H229V168H228ZM204 166V167H205ZM217 168H216V167ZM222 166H223V168H222ZM203 168V167H202ZM208 169H209V166L207 167ZM221 168H222V170L224 169V171L225 172H223L222 170H221ZM205 170H207L206 169V167L204 168ZM239 169V170H238ZM244 169V170H243ZM248 170L250 169V168H247ZM246 169V170H247ZM262 169V170H263ZM252 170V169H251ZM221 171H222V173H221ZM228 173H227V172ZM242 173H241V172ZM254 171V170H253ZM264 171V170H263ZM250 172V171H249ZM212 175H209V178L208 179H210V177H211V181H213V177H212ZM242 175V176H241ZM245 175V176H244ZM250 175V174H249ZM249 175H247V178H248V176ZM224 176V177H223ZM248 182L249 180L251 181V183H249L248 182V184H246L245 182V180L243 179V178ZM207 178H205V179H207ZM204 178H200V180H199V182H204V181H208V180H203ZM215 179V178H214ZM221 179V180H220ZM262 180V179H261ZM214 181V182H215ZM245 181V182H244ZM38 184L39 185H41V186H38L37 188H38V190L41 192V193H46L45 192V190L46 189H48V188H46V184H45V182H41V180H40V182H38ZM221 184V185H220ZM211 186V185H210ZM47 187H48V185H47ZM255 187V188H254ZM209 188V189H210ZM198 189H200V187L198 188ZM204 189H206V188H204ZM254 189V190H253ZM150 190V189H149ZM148 190V191H149ZM150 190V191H151ZM218 190V191H217ZM257 190V189H256ZM259 190V189H258ZM260 190V191H261ZM79 191L82 193V187L79 189ZM259 191V192H260ZM261 191V192H262ZM210 192H212V191H210ZM213 192H214V190H213ZM212 192V193H213ZM241 192V193H240ZM124 193V192H123ZM230 193H232V195L230 196ZM262 193H264V192H262ZM216 193H214V196L216 197V196H218V195H215ZM234 194V195H233ZM237 194V193H236ZM243 194V195H242ZM90 196H91V194H89ZM221 195V196H220ZM45 196V195H44ZM43 196V197H44ZM46 198H47V196H45ZM46 198H45V200H46ZM90 198V197H89ZM218 198V197H217ZM219 198H218V200H219ZM224 198L225 199H227L225 196H223V198L221 197V201H222V199L224 200ZM235 198V197H234ZM240 198V199H241ZM48 199V198H47ZM42 200H43V198H42ZM45 200H43V201H45ZM247 200H246V202H247ZM250 200V199H249ZM249 200H248V202H249ZM141 202H143V206H142V209H141V211H139V214H140V216L141 215H143L144 214V207H145V203L146 202H144V200L143 199H141L140 200ZM225 201V200H224ZM227 201H228V199H227ZM140 202V203H141ZM234 202V203H233ZM235 202H236V200L235 199H233L232 200V205L230 204V207H233V205L235 204ZM246 202H244V205H245V203ZM249 203H247L246 205H248ZM127 206H126V204H122V205H120V206H118V208H115V207H111V208H108L107 210H106V208H104V215H103V217H102V219L100 220V222H99V225H100V232H101V234H100V237L98 238V240L96 241V242H93V241H89V240H87L89 243H90V245L92 246L93 244L94 245H98L99 247H100V249H101V254L99 253V256H98V259H96V264H174V262L175 261H173V263L171 262L172 260L171 259H174V260H180L181 258H183V257H181L180 256V254L182 253L183 254V252H181L180 253V251L182 250V249H180V248H169V247H165V246H163V245H160L159 243L161 242V244L163 243L162 242V239L160 238V237H158V236H156V230L154 231H151V232H155V233H151V232H149L148 231V229H146L147 231H144L143 229L144 228H149V227H155V226H150V225H148V224H145V223H141V222H139L137 219H139V214H132L131 212H128V208H126ZM229 206H228V208H230ZM247 207V206H246ZM119 209V210H118ZM44 211H41V214L40 213H38V216H37V220L35 219L34 220V222L35 223H33V225H32V227H35V230L37 231H35L39 236H37V238H36V245H37V247H39V249H38V251L39 252H41V253H43V252H45V254L46 255H50V256H48V257H45V259H44V261H42L41 263H43V264H88L90 261H92L93 259H90V260H81V261H79V262H77V260L76 259H74V258H72V256H70V255H67V254H64V253H62L61 252V250H54V251H52L51 250V246L53 245V244H55L56 242H57V239H55L56 238V236L59 234V231H61V229L62 228H60V227H58V224H57V220L55 219L58 215H59V213H58V211H54V212H51V211H47V212H44ZM115 213H117L118 214V218H116L115 217ZM54 215V216H53ZM41 216H42V218H41ZM43 219V220H41V219ZM52 218H54V220L52 219ZM48 219H52L51 221L49 220L48 221ZM115 222H118L119 223V226L116 228V229H111L110 228V226L111 225H113ZM37 223V224H36ZM56 223V224H55ZM34 224H36V225H34ZM111 230H110V229ZM163 228V227H162ZM159 230V229H158ZM158 230H157V233L158 234H160V232H161V229H160V232H158ZM163 230V232H164V234H160V235H164V236H166L167 235V231H166V235H165V231L164 230H166V229H162ZM234 230L235 229H233V234H232V240H234V237L236 238V239H238V237H236L235 235H234V233L236 232H234ZM36 234V235H37ZM157 234V235H158ZM235 234H238V233H235ZM240 234V233H239ZM238 234V235H239ZM249 234H253V232H250ZM251 235H249V236H247L248 238L246 239V241L247 242H250V244H249V246H247V245H245L247 242H244V241H241V246H239V247H243L242 245L244 244V248L246 249L247 247H250V245L251 244H253V243H255V241H256V239L255 240H253L254 239V234L252 235V238H250L251 237ZM161 236V237H162ZM168 236V235H167ZM234 236V237H233ZM143 237H147L149 240H150V245H149V247L148 248H146V252H144V251H142V253L141 252H139V253H135V254H130V255H127L126 257H123V256H121V255H119L118 253H116L115 251H114V244H113V242L114 241H116V242H118V246L120 245V243L121 242H127V243H129V244H131V243H135V244H137L138 242H139V240L141 239V238H143ZM90 238V236L87 238V239H89ZM38 239V240H37ZM153 239V240H152ZM164 239V238H163ZM235 239V240H236ZM251 239V240H250ZM235 240H234V242H235ZM250 240V241H249ZM252 241H254V242H252ZM38 242V243H37ZM157 242V243H156ZM159 242V243H158ZM233 242V241H232ZM259 242V241H258ZM256 242V244H259L260 245V243L261 242ZM243 243V244H242ZM248 244V243H247ZM264 245V244H263ZM252 246V245H251ZM243 248V249H244ZM248 249V248H247ZM262 250H264V246H263V249ZM183 251V250H182ZM248 251H249V249H248ZM180 254H179V253ZM179 254V256H178V254ZM261 253H263V252H261ZM23 253H21V255L19 256V258H21V260H22V262H24V261H26L27 262V260L25 259L26 257H24V255H22ZM44 254V255H45ZM177 254V255H176ZM264 254V253H263ZM49 257H50V259H49ZM175 257V258H174ZM179 257H181L180 259H179ZM264 257V255L262 256V258ZM48 258V259H47ZM28 261L30 262L31 260H29L28 259ZM47 261V262H46ZM167 261H168V263H167ZM29 262H27V263H29ZM170 262V263H169ZM33 263V261H31V263L30 264H32ZM41 263H39V264H41ZM176 263V262H175ZM33 264H38V263H33Z\"/></svg>",
    "mask_w": 264,
    "mask_h": 264
}]
</instances>
